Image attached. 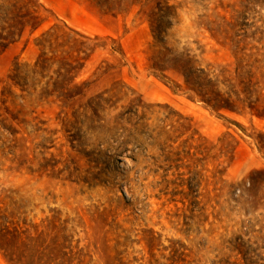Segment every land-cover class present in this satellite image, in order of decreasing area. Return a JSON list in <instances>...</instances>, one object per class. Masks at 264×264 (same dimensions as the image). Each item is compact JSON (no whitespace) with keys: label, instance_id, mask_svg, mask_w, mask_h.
Instances as JSON below:
<instances>
[{"label":"rangeland","instance_id":"obj_1","mask_svg":"<svg viewBox=\"0 0 264 264\" xmlns=\"http://www.w3.org/2000/svg\"><path fill=\"white\" fill-rule=\"evenodd\" d=\"M37 1L0 54V264H264V0Z\"/></svg>","mask_w":264,"mask_h":264},{"label":"trees","instance_id":"obj_2","mask_svg":"<svg viewBox=\"0 0 264 264\" xmlns=\"http://www.w3.org/2000/svg\"><path fill=\"white\" fill-rule=\"evenodd\" d=\"M41 11H45V8L42 4L38 3L37 0H0V54L6 49V47L19 39L25 31L30 33L36 31L44 21V18H41L39 15ZM62 35L65 37L67 46L69 47V56L73 63H76L80 58L79 56L84 53L86 47L92 46L96 48V44L93 42L99 41L100 37L93 36L89 37L84 35L74 29L67 27L65 24L60 26ZM154 29V28H153ZM158 34V33H157ZM158 39V37H157ZM115 42L114 39H111ZM113 53H118L121 56H124L122 48L120 45L116 49H112ZM181 61V59L179 60ZM67 67V74H70L77 69L73 68V64L70 62ZM72 68V69H70ZM151 69L161 72V69L158 67H150ZM70 70V71H69ZM185 80V83L191 91H193L198 98L208 106L213 112L219 114L221 111H230L235 112L234 102L229 96L222 95L216 89V83L213 80H210L203 71L199 70H189L179 69ZM248 74V73H247ZM239 78L236 79L235 83L237 84L238 90L235 91L234 96L237 101L242 102L243 99H248L251 94V80L248 77V82L246 79H242L241 74H236ZM75 77H73L74 79ZM73 80L71 79L69 84ZM85 83L79 85H73L72 88L66 91V93L71 97L75 98L80 96L81 93H76ZM209 90V94L206 92ZM102 99V94H98L95 97L89 100V107L94 109L91 103L100 102ZM248 105V104H247ZM251 112H253L252 107L248 105ZM259 149H263L259 147Z\"/></svg>","mask_w":264,"mask_h":264}]
</instances>
